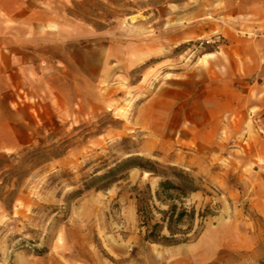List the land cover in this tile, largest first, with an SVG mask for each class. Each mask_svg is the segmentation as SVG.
I'll use <instances>...</instances> for the list:
<instances>
[{"label":"rangeland","instance_id":"374dc122","mask_svg":"<svg viewBox=\"0 0 264 264\" xmlns=\"http://www.w3.org/2000/svg\"><path fill=\"white\" fill-rule=\"evenodd\" d=\"M226 2H73L87 36L53 65L57 95L41 96L33 116L22 106L33 142L0 153V264L264 259V74L245 75L246 20ZM128 157L194 178L188 241L143 239L136 196L161 175L132 167L106 186L95 179Z\"/></svg>","mask_w":264,"mask_h":264},{"label":"crops","instance_id":"0c3cea01","mask_svg":"<svg viewBox=\"0 0 264 264\" xmlns=\"http://www.w3.org/2000/svg\"><path fill=\"white\" fill-rule=\"evenodd\" d=\"M74 1L0 0V153L33 142L32 131H23L22 106L31 104L33 116L41 96L57 95L61 78L53 65L70 63L72 41L87 36V22L73 13ZM227 1L231 16L246 20L239 30L244 35H237L245 75L264 74V0Z\"/></svg>","mask_w":264,"mask_h":264},{"label":"trees","instance_id":"16d2710c","mask_svg":"<svg viewBox=\"0 0 264 264\" xmlns=\"http://www.w3.org/2000/svg\"><path fill=\"white\" fill-rule=\"evenodd\" d=\"M136 161L134 157H128L117 161L102 174L95 177L101 182V186H106L117 179V176L132 167H139L146 171L161 175L154 193L148 185L136 196L137 215L139 227L143 232V239L150 242H160L164 244H176L190 239L188 233L193 228L196 210L194 206L187 207L183 198L187 193L196 191L198 188L194 183V178L185 174L182 169L169 167L170 175L175 179L166 177L156 163L148 159ZM89 186V185H88ZM81 191H74L78 195ZM155 201L159 202V205ZM164 205L165 207H161ZM157 214V217L155 215ZM208 206L198 212L200 218L210 215ZM166 231V233H164ZM196 233V231L194 232ZM257 264H264V259Z\"/></svg>","mask_w":264,"mask_h":264}]
</instances>
